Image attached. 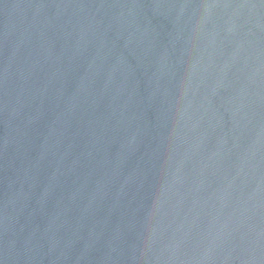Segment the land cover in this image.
<instances>
[{
    "label": "water",
    "instance_id": "water-1",
    "mask_svg": "<svg viewBox=\"0 0 264 264\" xmlns=\"http://www.w3.org/2000/svg\"><path fill=\"white\" fill-rule=\"evenodd\" d=\"M0 264H264V0H0Z\"/></svg>",
    "mask_w": 264,
    "mask_h": 264
}]
</instances>
